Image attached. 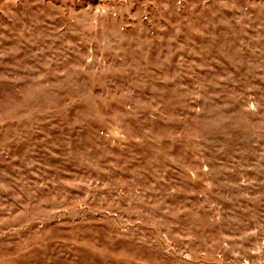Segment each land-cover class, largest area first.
<instances>
[{"label":"rangeland","instance_id":"rangeland-1","mask_svg":"<svg viewBox=\"0 0 264 264\" xmlns=\"http://www.w3.org/2000/svg\"><path fill=\"white\" fill-rule=\"evenodd\" d=\"M0 264H264V0H0Z\"/></svg>","mask_w":264,"mask_h":264}]
</instances>
